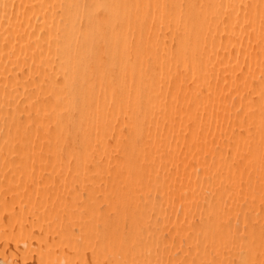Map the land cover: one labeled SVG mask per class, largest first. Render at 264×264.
Returning a JSON list of instances; mask_svg holds the SVG:
<instances>
[{
    "label": "bare ground",
    "instance_id": "bare-ground-1",
    "mask_svg": "<svg viewBox=\"0 0 264 264\" xmlns=\"http://www.w3.org/2000/svg\"><path fill=\"white\" fill-rule=\"evenodd\" d=\"M0 261L264 264V0H0Z\"/></svg>",
    "mask_w": 264,
    "mask_h": 264
},
{
    "label": "water",
    "instance_id": "water-1",
    "mask_svg": "<svg viewBox=\"0 0 264 264\" xmlns=\"http://www.w3.org/2000/svg\"><path fill=\"white\" fill-rule=\"evenodd\" d=\"M0 264H5V263H3L2 261H0Z\"/></svg>",
    "mask_w": 264,
    "mask_h": 264
}]
</instances>
